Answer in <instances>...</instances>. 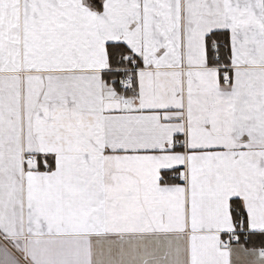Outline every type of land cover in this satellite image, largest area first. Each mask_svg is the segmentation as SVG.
<instances>
[{"label": "snow or ice", "instance_id": "snow-or-ice-1", "mask_svg": "<svg viewBox=\"0 0 264 264\" xmlns=\"http://www.w3.org/2000/svg\"><path fill=\"white\" fill-rule=\"evenodd\" d=\"M0 264H264V0H0Z\"/></svg>", "mask_w": 264, "mask_h": 264}]
</instances>
